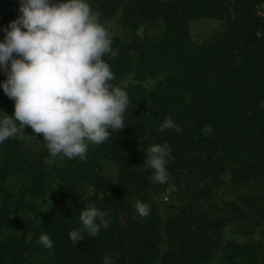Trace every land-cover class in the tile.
<instances>
[{"label":"trees","instance_id":"obj_1","mask_svg":"<svg viewBox=\"0 0 264 264\" xmlns=\"http://www.w3.org/2000/svg\"><path fill=\"white\" fill-rule=\"evenodd\" d=\"M89 3L102 22L119 12L120 25L130 32L127 42L112 33L117 55L105 57L113 83L130 98L126 127L89 148L84 161L58 156L45 164L43 135L31 127L33 142L0 144V264H29L44 252L48 264H103L105 256L114 264H209L217 250L228 264L239 258L264 264L259 239L237 243L222 235L232 224L251 233L264 227V0ZM19 9L20 0H0V41ZM195 19H215L221 26L194 41ZM156 21L161 34L150 38L145 27ZM6 79L0 70V106L13 115L15 102L2 88ZM169 116L182 131H158ZM165 143L175 212L163 219L150 197L161 186L142 165L151 145ZM105 163L115 167L113 175L103 171ZM225 175L234 194L227 201L213 190ZM12 181L20 197L25 190L43 198L44 209L30 218L16 215ZM137 200L150 206L148 217L137 215ZM89 203L107 213L109 227L95 237L84 232L74 245L69 233L83 231L79 213ZM41 233L53 240L52 248L37 242Z\"/></svg>","mask_w":264,"mask_h":264},{"label":"clouds","instance_id":"obj_2","mask_svg":"<svg viewBox=\"0 0 264 264\" xmlns=\"http://www.w3.org/2000/svg\"><path fill=\"white\" fill-rule=\"evenodd\" d=\"M19 11L0 41V70L7 77L2 88L15 102L13 115L0 116V144L30 141L36 135H25V129L31 127L43 135L49 152L45 164H53L58 156L84 161L90 146L107 142L126 127L130 98L113 83L116 77L105 59L117 55L111 26L102 22L101 12L89 0H20ZM166 129L182 131L170 116L158 131ZM170 158L167 143L147 149L142 166L151 170L153 183L169 181ZM134 208L140 218L150 215V206L141 200ZM106 216L94 203L87 204L79 213L83 231H70L71 242L84 240V232L95 237L101 228L107 230ZM37 242L53 247L46 233ZM103 264H114L113 257L105 256Z\"/></svg>","mask_w":264,"mask_h":264},{"label":"rangeland","instance_id":"obj_3","mask_svg":"<svg viewBox=\"0 0 264 264\" xmlns=\"http://www.w3.org/2000/svg\"><path fill=\"white\" fill-rule=\"evenodd\" d=\"M263 12V6L258 8V13ZM120 13L114 14L110 17L106 23L110 25V31L119 36L123 42H127L130 40V32L128 29L122 27L119 22ZM221 26V22L215 19H195L190 22V31L191 36L194 41H201L204 38L211 35L216 29ZM146 35L150 38L159 37L162 31V25L160 21L148 23L146 25ZM4 109L0 106V116L3 114ZM25 135H34L28 128L25 129ZM33 136L30 141H19L22 144L31 143L34 141ZM95 147V146H90ZM1 161V157H0ZM115 167L110 163L104 164L103 171L107 175H113ZM148 173L151 170H147ZM168 181L165 184H159L161 187H158V191L150 192V197L156 202L158 205L159 213L161 217L164 219L166 216L175 212L173 210V205L175 204V190H173V183ZM11 187L12 193H15V198L18 203L14 206V212L16 215L23 216V217H33L37 211L40 209H44L45 201L43 198L35 197L33 194H30L24 190L23 195L20 197L19 193H16L19 189H14L16 185H18L17 181H12ZM57 180H53L51 183V187H56ZM230 180L229 176L225 175L221 179V183L217 187H213V190L216 192V195H221L222 200L227 201L234 198L233 192L229 191L230 189ZM222 235L227 240L236 241L237 243H243L249 238H257L261 241L262 245L264 246V227L261 228H254L252 231H247V229L242 226V230H239L235 224L229 225L223 229ZM29 264H48V253H40L34 255L30 260ZM209 264H228L226 258L223 257L222 252L219 250L216 251V254L212 257ZM235 264H245L240 258L237 260Z\"/></svg>","mask_w":264,"mask_h":264}]
</instances>
